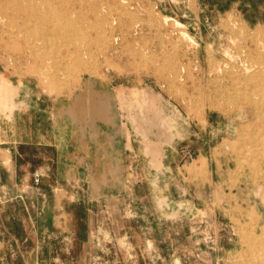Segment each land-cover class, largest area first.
<instances>
[{
    "label": "rangeland",
    "instance_id": "374dc122",
    "mask_svg": "<svg viewBox=\"0 0 264 264\" xmlns=\"http://www.w3.org/2000/svg\"><path fill=\"white\" fill-rule=\"evenodd\" d=\"M52 1L0 0V264H264V0Z\"/></svg>",
    "mask_w": 264,
    "mask_h": 264
},
{
    "label": "bare ground",
    "instance_id": "6f19581e",
    "mask_svg": "<svg viewBox=\"0 0 264 264\" xmlns=\"http://www.w3.org/2000/svg\"><path fill=\"white\" fill-rule=\"evenodd\" d=\"M62 1V0H61ZM3 2V1H2ZM1 2V3H2ZM52 2H54V0L52 1ZM20 4V3H19ZM82 5V4H81ZM35 9H36V7H35ZM26 10V9H25ZM92 10V9H91ZM50 14V13H49ZM48 14V15H49ZM103 14V13H102ZM29 17V16H28ZM31 17V16H30ZM14 18V17H13ZM51 18V17H50ZM49 18V19H50ZM12 19V18H11ZM29 19V18H28ZM52 19V18H51ZM50 19V20H51ZM166 20V19H165ZM12 21V20H11ZM86 21V20H85ZM167 21V20H166ZM88 22V21H87ZM29 23H32V22H29ZM49 23V22H48ZM52 24V23H51ZM75 24V23H74ZM135 24V23H134ZM44 25V24H43ZM53 25V24H52ZM73 25V24H72ZM177 25V24H176ZM80 26V25H79ZM128 26V25H127ZM132 26V25H131ZM31 27V26H30ZM34 27V26H33ZM48 27V26H47ZM53 27V26H52ZM75 27H77V26H75ZM51 28V27H50ZM74 28V27H73ZM93 28V27H92ZM123 28V27H122ZM46 29V28H45ZM48 29V28H47ZM51 30V29H50ZM264 30V29H263ZM30 31V30H29ZM44 31H46V30H44ZM43 31V32H44ZM64 31H66V30H64ZM31 32V31H30ZM46 32H48V31H46ZM51 32V31H50ZM57 32H58V30H57ZM86 32V31H85ZM44 34H46L45 32H44ZM49 34H51V33H49ZM64 34V33H63ZM1 35V34H0ZM19 35V34H18ZM43 35V34H42ZM42 35H41V37H42ZM33 36V35H32ZM50 36V35H49ZM58 36V35H57ZM78 36V35H77ZM76 36V37H77ZM260 36H263L264 37V33H262V32H260ZM36 37V36H35ZM40 37V39H42ZM45 37V36H44ZM15 38H16V36H15ZM46 38V37H45ZM60 38V37H59ZM56 39V38H55ZM58 39V38H57ZM86 39V38H85ZM109 39V38H108ZM24 40H25V38H24ZM35 41V40H34ZM43 41V40H42ZM60 41H62L61 39H60ZM108 41V40H107ZM1 42V41H0ZM62 42H64V41H62ZM68 42V41H67ZM66 43V42H65ZM27 45V44H26ZM32 45V44H31ZM48 45V44H47ZM62 46H64L63 44H62ZM66 46V45H65ZM71 46V45H70ZM45 48V47H44ZM108 48V47H107ZM69 49V48H68ZM258 50V49H257ZM35 52V51H34ZM36 53H38V52H36ZM72 54V53H71ZM259 54V53H258ZM257 67V66H256ZM260 67V66H259ZM173 68V67H172ZM229 68V67H228ZM258 68V67H257ZM263 68V67H262ZM255 69V68H254ZM259 69H261V68H259ZM169 70V69H168ZM264 70V69H263ZM253 71V70H252ZM262 73V72H261ZM218 80V79H217ZM245 87V86H244ZM261 91V90H260ZM258 91H256V93H257ZM250 94H251V92H250ZM259 95V94H258ZM256 96H257V94H256ZM261 99V98H260ZM261 101V100H260ZM262 104H264V102L262 103ZM254 105V104H253ZM261 107V106H260ZM260 109V108H259ZM260 111V110H259ZM263 112V111H262ZM260 113V112H259ZM261 114V113H260ZM262 117V116H261ZM263 119L264 118H262V121H263ZM264 122V121H263ZM257 127V126H256ZM259 129V128H258ZM264 134V133H263ZM251 137V136H250ZM253 137V136H252ZM262 137V136H261ZM258 140V139H257ZM260 140H258V142H259ZM259 144V143H258ZM261 144V143H260ZM261 146V145H260ZM263 154H261V156H262Z\"/></svg>",
    "mask_w": 264,
    "mask_h": 264
},
{
    "label": "crops",
    "instance_id": "0c3cea01",
    "mask_svg": "<svg viewBox=\"0 0 264 264\" xmlns=\"http://www.w3.org/2000/svg\"><path fill=\"white\" fill-rule=\"evenodd\" d=\"M1 99H2V102H5V101H7L8 100V98H9V95H8V93H7V86L4 84L3 86H2V89H1Z\"/></svg>",
    "mask_w": 264,
    "mask_h": 264
},
{
    "label": "trees",
    "instance_id": "16d2710c",
    "mask_svg": "<svg viewBox=\"0 0 264 264\" xmlns=\"http://www.w3.org/2000/svg\"><path fill=\"white\" fill-rule=\"evenodd\" d=\"M227 4H229V2L228 3H226L225 5L227 6ZM223 6V4H221V6L220 7H222Z\"/></svg>",
    "mask_w": 264,
    "mask_h": 264
},
{
    "label": "built area",
    "instance_id": "2783aa9c",
    "mask_svg": "<svg viewBox=\"0 0 264 264\" xmlns=\"http://www.w3.org/2000/svg\"><path fill=\"white\" fill-rule=\"evenodd\" d=\"M36 181L39 182V179H37Z\"/></svg>",
    "mask_w": 264,
    "mask_h": 264
}]
</instances>
